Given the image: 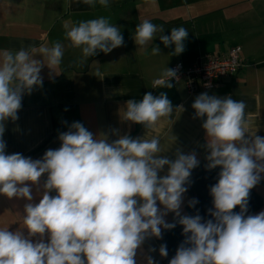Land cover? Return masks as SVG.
Here are the masks:
<instances>
[{
	"label": "clouds",
	"instance_id": "clouds-1",
	"mask_svg": "<svg viewBox=\"0 0 264 264\" xmlns=\"http://www.w3.org/2000/svg\"><path fill=\"white\" fill-rule=\"evenodd\" d=\"M82 2L109 6V0ZM65 29L66 38L82 50L85 59L124 44L120 28L108 17L71 27L65 24ZM157 32L165 47L175 45L173 54L184 52L186 28L173 27L170 36L163 35L164 28L149 20L137 25L135 44L146 46ZM35 52V48L6 50L0 57V194L29 201L21 217L27 237L19 229L13 232L0 227V264H136L137 249L146 238H160L162 227L176 226L165 221L168 212L179 217L185 235L169 264H264V211L246 215L249 192L264 173V137L249 133L243 101L207 93L195 98L194 118L206 117L202 124L210 150L206 168L219 166L221 171L218 182L210 187L214 208L208 213L212 218L181 216L182 197L188 190L185 185L200 162L195 152L183 154L179 149L175 160L160 156L175 143L172 135L167 146L158 137L123 135L109 142L107 134L94 138L82 123L73 122L59 134L61 146L47 150L42 159L5 153V122L18 119L24 94L42 87V67L54 70L64 55L59 42L39 48L43 59H36ZM151 52L157 55L160 48L154 46ZM173 78H177L176 70L166 68L152 88H172ZM175 109L183 111L182 107ZM173 111L166 92L158 96L148 92L141 101H126L121 117L152 129ZM165 166L167 173L158 175ZM44 174L43 195L34 204L32 188L25 182L39 186ZM53 190L55 196L50 195ZM196 203L193 199L189 206ZM237 206L240 211L233 212ZM37 235L40 238L33 242L31 237ZM159 254L167 257L166 245L160 246ZM147 264H154L151 257Z\"/></svg>",
	"mask_w": 264,
	"mask_h": 264
},
{
	"label": "crops",
	"instance_id": "crops-1",
	"mask_svg": "<svg viewBox=\"0 0 264 264\" xmlns=\"http://www.w3.org/2000/svg\"><path fill=\"white\" fill-rule=\"evenodd\" d=\"M101 16L110 18L120 28L124 44L108 54L98 51L85 59L82 50L66 38L65 24L71 27ZM143 20L162 26L163 35L170 36L173 27L186 28L189 34L184 52L173 54L175 45L165 47L159 32L146 46L136 45L135 29ZM56 42L63 46L61 64L54 70L47 65L42 67V87H34L30 95L24 94L18 119L5 122L2 138L6 154L42 159L47 150L61 146V132H66L73 122H80L94 138L107 134L109 142L129 135L133 139L158 137L167 146L172 135L175 143L160 156L175 160L177 149L183 154L195 152L206 168V156L210 154L202 127L206 117L194 118L192 108L195 98L202 93L243 101L249 133L264 137V0H109L107 8L98 2L89 6L82 0H0V57L6 50L35 48V58L43 59L39 48L51 47ZM154 46L160 48L157 55L151 52ZM235 46L241 49L243 65L235 74L220 77L215 88L199 89L189 95L183 80L170 81L172 88H152L153 81L175 62L188 67L206 56L225 55ZM162 91L174 107L171 117L161 118L152 129L122 119L126 101H141L148 92L158 96ZM166 173L167 166L158 175ZM46 178L47 174L40 178L39 186L25 182L32 188V203H39L42 198ZM252 190L262 203L248 215L264 211V173ZM50 195L55 196L56 192L53 190ZM190 200L186 191L181 216L186 214ZM27 203L24 198L0 194V227L13 232L19 229L27 237L28 230L22 227L21 219ZM157 206L164 211L159 202ZM177 218L173 212L164 217L167 223ZM39 238L31 237L33 242ZM44 242H48L47 233ZM160 246L158 238H146L137 249L136 264H147L149 257L154 264H163L165 257L159 254Z\"/></svg>",
	"mask_w": 264,
	"mask_h": 264
},
{
	"label": "trees",
	"instance_id": "trees-1",
	"mask_svg": "<svg viewBox=\"0 0 264 264\" xmlns=\"http://www.w3.org/2000/svg\"><path fill=\"white\" fill-rule=\"evenodd\" d=\"M221 168L208 170L200 163L197 167L191 170L189 183L185 185L187 192L191 196V200L195 199L198 203L190 207L189 202L186 205L187 216L201 215L205 220L211 219L208 210L214 208L213 198L210 195V187L215 185L219 179ZM190 200V201H191ZM262 203V199L251 189L248 197V211L246 215L256 210ZM237 206L233 212H239ZM184 215V216H185ZM179 218L172 219L169 223H175L176 226L170 230L164 229L161 232V237L158 238L160 245H166L168 255L165 257L163 264H169V261L175 256L178 247L184 242L185 235L183 234V226L178 223Z\"/></svg>",
	"mask_w": 264,
	"mask_h": 264
},
{
	"label": "built area",
	"instance_id": "built-area-1",
	"mask_svg": "<svg viewBox=\"0 0 264 264\" xmlns=\"http://www.w3.org/2000/svg\"><path fill=\"white\" fill-rule=\"evenodd\" d=\"M240 51V47L235 46L225 55L206 56L204 60L198 59L188 67L177 61L171 66V69L176 70L177 78L171 81L183 80L189 95L199 89L211 90L216 87L220 77L233 75L242 67Z\"/></svg>",
	"mask_w": 264,
	"mask_h": 264
}]
</instances>
